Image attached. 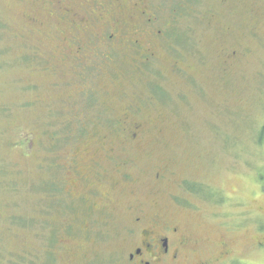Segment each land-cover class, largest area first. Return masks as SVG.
<instances>
[{
  "label": "rangeland",
  "instance_id": "rangeland-1",
  "mask_svg": "<svg viewBox=\"0 0 264 264\" xmlns=\"http://www.w3.org/2000/svg\"><path fill=\"white\" fill-rule=\"evenodd\" d=\"M55 2L0 0V264H122L137 213L192 264H264V0Z\"/></svg>",
  "mask_w": 264,
  "mask_h": 264
},
{
  "label": "flooded vegetation",
  "instance_id": "flooded-vegetation-1",
  "mask_svg": "<svg viewBox=\"0 0 264 264\" xmlns=\"http://www.w3.org/2000/svg\"><path fill=\"white\" fill-rule=\"evenodd\" d=\"M113 1L116 3L119 0ZM143 1L133 0V8L138 11L140 6L144 7ZM52 10L59 12L62 16L61 18H78L77 24L86 25L87 17L79 16L76 13L71 0H56L55 4L53 3ZM96 10L101 13L106 10V7L99 5ZM139 13L143 12L139 11ZM115 36V34L110 33L107 36V41H112ZM130 41L132 45L137 44L135 40ZM76 51H81L80 46H78ZM126 126L122 121L117 122V127L120 128L124 141L132 143L141 132V127L137 125L131 129ZM77 177L82 183L88 182L86 177L80 175H77ZM160 177V174L156 175V179ZM92 178L101 184L107 179L100 174ZM119 178L121 181L129 180V177L124 174ZM85 194V196L81 197L85 208L84 212L86 211L85 214L91 217L90 222H95V214L103 213L107 210L105 202L108 201L109 193H101L95 189H91ZM88 229L86 224H84L82 231L86 233ZM124 231L125 244L122 252V264H192L188 257L187 240L180 236V227L168 224L158 215L149 216L137 213L130 218V224ZM194 264H209V262L201 261Z\"/></svg>",
  "mask_w": 264,
  "mask_h": 264
},
{
  "label": "trees",
  "instance_id": "trees-1",
  "mask_svg": "<svg viewBox=\"0 0 264 264\" xmlns=\"http://www.w3.org/2000/svg\"><path fill=\"white\" fill-rule=\"evenodd\" d=\"M261 136L264 139V121H263V125H262V128H261Z\"/></svg>",
  "mask_w": 264,
  "mask_h": 264
}]
</instances>
